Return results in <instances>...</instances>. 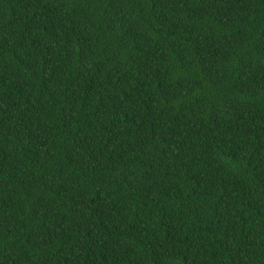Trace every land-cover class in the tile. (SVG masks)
<instances>
[{
	"label": "trees",
	"instance_id": "1",
	"mask_svg": "<svg viewBox=\"0 0 264 264\" xmlns=\"http://www.w3.org/2000/svg\"><path fill=\"white\" fill-rule=\"evenodd\" d=\"M0 264H264V0H0Z\"/></svg>",
	"mask_w": 264,
	"mask_h": 264
}]
</instances>
